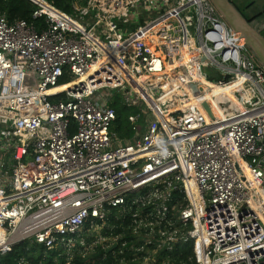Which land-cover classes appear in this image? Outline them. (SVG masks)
I'll return each instance as SVG.
<instances>
[{
  "label": "built area",
  "instance_id": "1",
  "mask_svg": "<svg viewBox=\"0 0 264 264\" xmlns=\"http://www.w3.org/2000/svg\"><path fill=\"white\" fill-rule=\"evenodd\" d=\"M31 1L42 28L0 15V264H264V66L212 0Z\"/></svg>",
  "mask_w": 264,
  "mask_h": 264
},
{
  "label": "trees",
  "instance_id": "2",
  "mask_svg": "<svg viewBox=\"0 0 264 264\" xmlns=\"http://www.w3.org/2000/svg\"><path fill=\"white\" fill-rule=\"evenodd\" d=\"M55 7L72 13L74 11L73 4L77 0H46ZM86 0H78V2H85ZM37 8V5L31 0H0V15L4 14L9 22H13L15 19H25L31 23H34L38 28L45 26L44 18L34 19L32 17L33 11ZM238 8V7H237ZM239 9V8H238ZM241 13L252 22L255 17H260L263 12H260L257 16L248 17L243 10L239 9ZM108 105L116 110L117 118L113 124L112 129L118 133L120 139H128L133 136L128 115L137 111V108L125 105L122 102V98L117 96L112 102H108ZM188 248V244L187 247ZM44 247L41 245L34 244L27 249L26 243L18 244L6 254L1 257V264H18V260L25 258L27 264H56L57 261L64 262V258L57 257L58 252L55 250H48L46 257L44 255ZM175 254V253H174ZM190 254V251L185 250L184 257ZM74 264H109L107 261L101 259V252L99 251L94 260L82 259L77 256Z\"/></svg>",
  "mask_w": 264,
  "mask_h": 264
},
{
  "label": "water",
  "instance_id": "3",
  "mask_svg": "<svg viewBox=\"0 0 264 264\" xmlns=\"http://www.w3.org/2000/svg\"><path fill=\"white\" fill-rule=\"evenodd\" d=\"M212 2L230 26L241 33L247 46L253 52L257 60L264 66V33H262V30L254 27L231 0H212ZM193 88L197 90L196 85H194ZM227 108L230 110L231 106L228 105ZM110 249H108V251Z\"/></svg>",
  "mask_w": 264,
  "mask_h": 264
},
{
  "label": "rangeland",
  "instance_id": "4",
  "mask_svg": "<svg viewBox=\"0 0 264 264\" xmlns=\"http://www.w3.org/2000/svg\"><path fill=\"white\" fill-rule=\"evenodd\" d=\"M235 5L243 10V12L245 14H247L249 17H254L257 16L258 14H260V12L264 13V0H234ZM264 14H262V17H255L253 20V22H260V23H264ZM100 94H104V91H99ZM120 96L122 98V96L120 95V92L118 91H111V95H110V102H112L114 100L115 97ZM122 102L125 104L124 102V98H122ZM140 103H142V106L145 105V102L140 98ZM126 105V104H125ZM131 107V106H130ZM133 107V106H132ZM8 162V160H6ZM12 165V161L9 158V162H8V166Z\"/></svg>",
  "mask_w": 264,
  "mask_h": 264
},
{
  "label": "crops",
  "instance_id": "5",
  "mask_svg": "<svg viewBox=\"0 0 264 264\" xmlns=\"http://www.w3.org/2000/svg\"><path fill=\"white\" fill-rule=\"evenodd\" d=\"M231 2L233 3V1L231 0ZM234 5H235V3H233ZM236 6V5H235ZM237 7V6H236ZM238 9V8H237ZM239 10V9H238ZM240 11V10H239ZM241 12V11H240ZM247 15V14H246ZM248 16V15H247ZM264 18V17H263ZM226 20V19H225ZM254 21V20H253ZM251 22V24L254 26V27H256L257 29H259V30H262V33H264V23L262 22V23H260V22H258V23H256V22ZM227 22V21H226ZM228 23V22H227ZM229 24V23H228ZM230 25V24H229Z\"/></svg>",
  "mask_w": 264,
  "mask_h": 264
},
{
  "label": "bare ground",
  "instance_id": "6",
  "mask_svg": "<svg viewBox=\"0 0 264 264\" xmlns=\"http://www.w3.org/2000/svg\"><path fill=\"white\" fill-rule=\"evenodd\" d=\"M233 86H235V84H232ZM220 91H224V89H222V88H218V89H216V92L218 93V92H220ZM18 237V235H16L15 236V238H17Z\"/></svg>",
  "mask_w": 264,
  "mask_h": 264
},
{
  "label": "flooded vegetation",
  "instance_id": "7",
  "mask_svg": "<svg viewBox=\"0 0 264 264\" xmlns=\"http://www.w3.org/2000/svg\"><path fill=\"white\" fill-rule=\"evenodd\" d=\"M232 1H233V3H235L234 0H232ZM248 17H249V16H248ZM260 17H262V16H260ZM249 18H250V17H249Z\"/></svg>",
  "mask_w": 264,
  "mask_h": 264
}]
</instances>
